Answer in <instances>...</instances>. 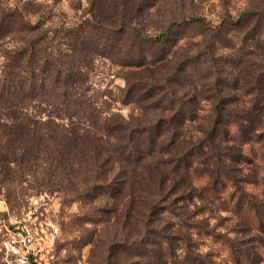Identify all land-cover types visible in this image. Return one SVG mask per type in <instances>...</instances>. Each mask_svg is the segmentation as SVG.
<instances>
[{
  "label": "trees",
  "instance_id": "1",
  "mask_svg": "<svg viewBox=\"0 0 264 264\" xmlns=\"http://www.w3.org/2000/svg\"><path fill=\"white\" fill-rule=\"evenodd\" d=\"M148 1L151 12L156 1ZM121 14V19L110 23L96 18L75 28L53 29L41 21L32 24L18 7L0 4V186L6 200H15L16 187L27 175H34L35 188L52 189L73 176L74 168L86 167V159L91 162V184L111 197L119 195L123 187L117 175L114 179L100 170L106 162L101 160V143L114 140L118 143L114 151L123 162L140 164L149 155H159V164L178 177L173 187L179 191L164 206H159V193L149 213H167L185 230L195 232L186 233L183 228L171 232L149 219L143 240L131 246L134 258L145 260L136 264H220L211 254L198 251L194 242L195 234L216 237L200 222L191 223L208 210L207 204L233 215L238 226H244L241 232L254 234L244 243H226V264H261L258 246H264V195L259 198L247 186L261 185L264 194V159L255 165L244 147L260 143L264 150V9L255 7L237 18L227 13L214 27L219 33L231 25L247 29L244 42L252 41L258 53L242 70L250 108L241 110L232 106L230 93L240 83L235 77L214 76L209 59L184 63L179 75L162 83L153 75L154 65L166 61L156 48L167 45L178 29L209 27L205 18L176 17L161 34L148 36L135 27L137 17ZM99 57L134 70L125 76L123 102L155 110L150 119L134 123L102 111L99 100L91 95L87 75ZM200 65L199 75L205 70L211 85L224 89L207 90L216 101L214 120L198 139L181 143L183 127L198 111L177 96L175 87L188 84L183 74L188 69L197 72ZM200 76L196 74L195 83L190 84H199ZM163 180L160 177V192ZM174 193L172 188L168 195ZM195 200L202 205L190 216Z\"/></svg>",
  "mask_w": 264,
  "mask_h": 264
},
{
  "label": "rangeland",
  "instance_id": "2",
  "mask_svg": "<svg viewBox=\"0 0 264 264\" xmlns=\"http://www.w3.org/2000/svg\"><path fill=\"white\" fill-rule=\"evenodd\" d=\"M155 1L156 6L151 12L146 7L148 0H0V4L10 8L18 7L32 24L41 21L47 28L53 29L75 28L96 18L110 23L117 17L121 19L123 12L127 16L137 17L135 27L148 36L161 34L176 17H203L210 23L209 27L178 29L167 45L156 48L158 55H166V61L154 65L155 80L162 83L165 78H175L184 63L203 57L202 59H209L213 63L211 66H214V76L221 79L235 77L240 83L238 90L230 91L234 98L232 106L237 110L250 108L249 98L245 96L243 89L246 71L242 70L258 58V53L252 47V41L244 42L247 29L231 25L223 33H219L214 27L221 23L227 13L237 18L239 14L252 8L264 9V0ZM201 65L205 67L204 62ZM201 65L200 68L197 67V72L191 73V69H188L183 74L188 84L175 87L177 96L190 101L198 111L194 120L183 127L181 143L184 140L198 139L200 131L208 128L214 120L216 101L207 90L212 87L215 93H219L224 89L222 86H212L211 79L205 78V70L199 75ZM132 73L133 69L102 57L96 58L87 71L91 95L99 100L102 111L106 115H120L126 121L137 123L150 119L155 110L147 111L140 104L123 102L125 76ZM196 74L200 76L199 84H190L195 83ZM158 111L159 114L162 113L161 110ZM117 144L114 140L101 143V160L106 162L100 167V170L108 171L107 175L111 174L114 179L117 175V180L122 183L123 190L115 197L103 193L101 187L91 184L93 173L89 159L85 161L86 167L74 168L73 176H68L52 189L35 188L34 175H27L24 182L16 187L17 194L11 202L6 200V193L0 186V219L14 226L28 224L38 233L39 238L44 241V264L143 263L144 258H134L131 246L141 243L149 219L152 218L157 225L166 227L171 232L184 227L167 213H149L151 206L157 204L155 197L159 193L162 196L159 206L169 205L179 191L178 186L173 187L178 177H173L159 164V155H149L140 164L121 161L114 151ZM244 150L253 158L255 165L261 164L264 150L260 143L246 145ZM160 177L164 179L162 192ZM172 188L175 193L169 196ZM247 188L263 198L261 185ZM201 205L195 200L189 207L190 216L198 212ZM208 205V210L193 216L191 223L200 222L216 237H199L195 234L194 242H197L198 251L203 255L211 254L216 262L226 264L229 260L226 243H244L253 239L250 237L254 234L241 232L244 226H238L233 215ZM53 228H59L57 235L52 233ZM189 231L183 228V232L195 233ZM258 247V252L263 255L261 264H264V246ZM0 264H3L1 252Z\"/></svg>",
  "mask_w": 264,
  "mask_h": 264
},
{
  "label": "built area",
  "instance_id": "3",
  "mask_svg": "<svg viewBox=\"0 0 264 264\" xmlns=\"http://www.w3.org/2000/svg\"><path fill=\"white\" fill-rule=\"evenodd\" d=\"M53 234L59 228H53ZM43 240L28 224L14 226L0 219V252L3 264H44Z\"/></svg>",
  "mask_w": 264,
  "mask_h": 264
}]
</instances>
